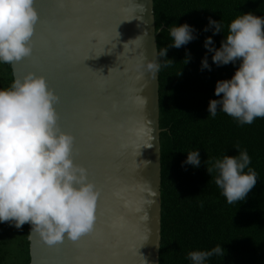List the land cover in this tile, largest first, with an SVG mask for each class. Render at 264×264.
I'll return each instance as SVG.
<instances>
[{"label": "water", "instance_id": "1", "mask_svg": "<svg viewBox=\"0 0 264 264\" xmlns=\"http://www.w3.org/2000/svg\"><path fill=\"white\" fill-rule=\"evenodd\" d=\"M31 55L12 79L43 76L60 129L98 190L94 230L47 245L28 224L29 264H158L159 74L153 0H34ZM110 69V70H109Z\"/></svg>", "mask_w": 264, "mask_h": 264}, {"label": "trees", "instance_id": "2", "mask_svg": "<svg viewBox=\"0 0 264 264\" xmlns=\"http://www.w3.org/2000/svg\"><path fill=\"white\" fill-rule=\"evenodd\" d=\"M158 56L160 125L161 226L158 264H192L188 253L221 246L205 264H264V117L240 124L218 106L212 117L210 100L218 80L231 79L240 61L217 65L205 47L211 36L221 46L233 19L252 12L264 17V0H153ZM209 18L218 21L214 31ZM187 23L193 39L172 46L170 27ZM205 28L208 30L205 31ZM207 57L209 67L202 65ZM10 64L0 62V89L8 88ZM198 151L200 165L185 163L187 152ZM246 150L257 183L242 201L229 204L216 185L218 172L206 162ZM247 171V169H245ZM28 224L0 222V264H29Z\"/></svg>", "mask_w": 264, "mask_h": 264}, {"label": "clouds", "instance_id": "3", "mask_svg": "<svg viewBox=\"0 0 264 264\" xmlns=\"http://www.w3.org/2000/svg\"><path fill=\"white\" fill-rule=\"evenodd\" d=\"M37 21L34 0H0V62L11 64L31 55ZM209 24L221 32L218 21L209 18ZM170 35L176 48L194 38L187 23L171 26ZM212 44V37H207L205 47L213 52L214 63H240L231 79L217 81L215 94L223 95L210 100L209 114L215 117L219 106L240 124L264 117V17L252 12L238 15L221 46ZM167 51L166 47L155 55L164 57ZM202 65L209 67L207 57ZM146 68L155 77L160 65L149 62ZM58 100L46 79L32 72L0 89V222H14L18 229L30 223L31 231L49 246L91 232L98 197L87 169L74 161L73 136L57 123ZM250 162L246 150L206 162L209 174L218 172L215 183L229 204L244 200L256 185ZM185 163L198 167L199 152H187ZM213 255H224L221 246L188 253L192 264H205Z\"/></svg>", "mask_w": 264, "mask_h": 264}, {"label": "snow or ice", "instance_id": "4", "mask_svg": "<svg viewBox=\"0 0 264 264\" xmlns=\"http://www.w3.org/2000/svg\"><path fill=\"white\" fill-rule=\"evenodd\" d=\"M97 205H98V198H97V201H96V208H97ZM93 230H94V227H93ZM93 230H92V231H93ZM92 231H91V232H92ZM91 232H88V233H86V234H84V235H90ZM80 238H82V236H81ZM77 241H78V240L73 241V242H77Z\"/></svg>", "mask_w": 264, "mask_h": 264}]
</instances>
